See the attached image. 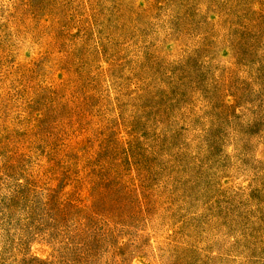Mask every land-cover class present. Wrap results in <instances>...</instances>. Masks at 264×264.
Returning a JSON list of instances; mask_svg holds the SVG:
<instances>
[{
  "label": "rangeland",
  "instance_id": "rangeland-1",
  "mask_svg": "<svg viewBox=\"0 0 264 264\" xmlns=\"http://www.w3.org/2000/svg\"><path fill=\"white\" fill-rule=\"evenodd\" d=\"M0 264H264V0H0Z\"/></svg>",
  "mask_w": 264,
  "mask_h": 264
}]
</instances>
